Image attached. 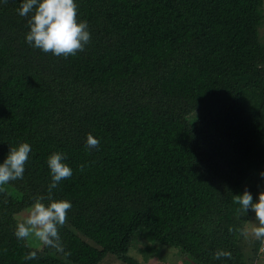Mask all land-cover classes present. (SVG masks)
Segmentation results:
<instances>
[{"label":"trees","instance_id":"trees-1","mask_svg":"<svg viewBox=\"0 0 264 264\" xmlns=\"http://www.w3.org/2000/svg\"><path fill=\"white\" fill-rule=\"evenodd\" d=\"M75 2L91 38L67 57L26 43L21 0L0 2V162L9 146H31L23 178L8 183L19 199L0 190V264L108 253L139 264L127 255L135 238L200 264L263 258L264 244L241 235L253 212L234 195L255 201L264 180V0ZM54 152L73 171L52 192L72 204L59 227L67 256L13 234L15 213L47 197ZM218 250L231 258L213 259Z\"/></svg>","mask_w":264,"mask_h":264},{"label":"clouds","instance_id":"clouds-1","mask_svg":"<svg viewBox=\"0 0 264 264\" xmlns=\"http://www.w3.org/2000/svg\"><path fill=\"white\" fill-rule=\"evenodd\" d=\"M4 2V0H0ZM18 14L28 16L29 31L25 33V41L31 47L40 49L44 53L51 52L54 56L75 55L83 51L88 44L91 34L87 22L77 20V5L75 0H21ZM86 149L91 150L99 145V140L92 134H88L85 141ZM31 146L27 142H21L16 146H9V151L0 162V190L10 181L23 178L25 162L29 159ZM66 155L54 152L47 157V166L50 171L51 181L47 186V197L38 196L28 209V215L18 222L14 229V236L18 240L34 237L44 246L53 248L57 253H69L64 251L61 243L59 227L63 226L67 210L72 207L68 200L54 199L53 189L63 180L73 175L72 169L64 161ZM83 171L85 165H80ZM264 179V170L259 173ZM235 196V202L239 204L238 211L247 213L251 210L258 224L251 229L252 235L264 244V191L257 194L254 202L252 194L245 190ZM47 198V205L43 201ZM241 235L247 237V229H240ZM222 257L231 258L227 250H218L213 254V259ZM36 258V252L30 251L23 257L25 261Z\"/></svg>","mask_w":264,"mask_h":264},{"label":"rangeland","instance_id":"rangeland-1","mask_svg":"<svg viewBox=\"0 0 264 264\" xmlns=\"http://www.w3.org/2000/svg\"><path fill=\"white\" fill-rule=\"evenodd\" d=\"M261 33L264 37V24L261 29ZM264 40V38H263ZM2 190L9 193L11 196L19 199V194L9 184L3 186ZM260 191H264V180L262 181V187ZM259 191V192H260ZM257 199V196H256ZM256 201V200H255ZM254 201V202H255ZM28 208L22 209L15 213L14 217L17 222H21L28 215ZM255 214L246 223L248 235L244 237L245 241L250 244L255 237L251 233V229L256 226ZM246 229V228H245ZM87 241L93 243L86 237L82 236ZM250 239V242H249ZM29 245L37 249H43L44 245L37 241L34 237L27 238ZM143 247V248H142ZM146 250H150L147 252ZM251 254V245H248L245 250L246 257ZM130 257L134 258L139 264H200L195 257L185 253L180 247L175 245H168L159 241H150L144 238H135L127 253ZM98 264H128L121 261L116 255L108 253ZM254 264H264V257L256 260Z\"/></svg>","mask_w":264,"mask_h":264}]
</instances>
